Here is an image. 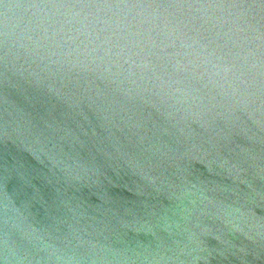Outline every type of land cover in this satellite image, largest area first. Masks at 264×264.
<instances>
[{"label": "water", "instance_id": "obj_1", "mask_svg": "<svg viewBox=\"0 0 264 264\" xmlns=\"http://www.w3.org/2000/svg\"><path fill=\"white\" fill-rule=\"evenodd\" d=\"M0 264H264V0H59L4 46Z\"/></svg>", "mask_w": 264, "mask_h": 264}]
</instances>
